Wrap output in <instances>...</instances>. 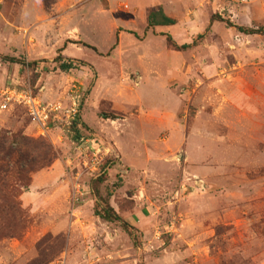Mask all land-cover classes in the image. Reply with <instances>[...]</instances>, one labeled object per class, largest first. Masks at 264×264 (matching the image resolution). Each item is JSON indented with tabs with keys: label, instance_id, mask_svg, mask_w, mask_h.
I'll list each match as a JSON object with an SVG mask.
<instances>
[{
	"label": "rangeland",
	"instance_id": "374dc122",
	"mask_svg": "<svg viewBox=\"0 0 264 264\" xmlns=\"http://www.w3.org/2000/svg\"><path fill=\"white\" fill-rule=\"evenodd\" d=\"M158 8L176 24L143 36ZM214 15L258 28L264 0H0V135L57 157L19 192L0 264H264V35ZM24 91L76 98L85 129L41 135L11 102ZM94 191L131 234L93 215Z\"/></svg>",
	"mask_w": 264,
	"mask_h": 264
},
{
	"label": "trees",
	"instance_id": "16d2710c",
	"mask_svg": "<svg viewBox=\"0 0 264 264\" xmlns=\"http://www.w3.org/2000/svg\"><path fill=\"white\" fill-rule=\"evenodd\" d=\"M211 22H221L228 28H234L241 34L252 35H264V26L258 28H245L234 26L228 20H224L218 15H214L211 18ZM176 24L174 19L167 17L161 9L151 10L146 18V27L144 35L149 30H154L158 27H171ZM133 34L131 32H128ZM135 37L137 35L133 34ZM166 38V42L174 50L182 51L186 50L190 45H176L171 36L163 34ZM83 47L95 51V48L83 44ZM4 60L10 63L21 64L20 61L12 58L5 57ZM54 62L58 63V68L61 72H68L74 68V64L77 61L73 59H63L61 56H57ZM33 65L35 63H32ZM81 125V119L78 116L76 121L71 125L70 129L76 134L79 133L77 126ZM82 128L85 126L82 124ZM57 159L55 152L50 144L45 141H35L26 138L22 135H0V216L3 219H8V224L3 225L0 231L9 232L16 231L23 223L24 212L21 209V205L18 201L19 192H27L29 188L28 176L30 173L38 172L43 169L51 167L53 162ZM105 172L96 180L97 183H101L105 178ZM21 194V193H20ZM94 211L93 215L100 220L109 223H118L122 229L131 234L132 228L130 225L121 218V216L111 207L109 202L101 198L98 192L94 191Z\"/></svg>",
	"mask_w": 264,
	"mask_h": 264
},
{
	"label": "built area",
	"instance_id": "2783aa9c",
	"mask_svg": "<svg viewBox=\"0 0 264 264\" xmlns=\"http://www.w3.org/2000/svg\"><path fill=\"white\" fill-rule=\"evenodd\" d=\"M10 98L12 99V103L25 109L30 123L41 135L48 133L53 123L71 126L79 116V104L76 98L72 99L71 102L66 105L60 103L43 104L29 91L15 93ZM10 98H6V103L3 104L2 109L6 108ZM55 264L63 263L62 261H58Z\"/></svg>",
	"mask_w": 264,
	"mask_h": 264
},
{
	"label": "crops",
	"instance_id": "0c3cea01",
	"mask_svg": "<svg viewBox=\"0 0 264 264\" xmlns=\"http://www.w3.org/2000/svg\"><path fill=\"white\" fill-rule=\"evenodd\" d=\"M32 188V187H31ZM32 190V189H31Z\"/></svg>",
	"mask_w": 264,
	"mask_h": 264
}]
</instances>
